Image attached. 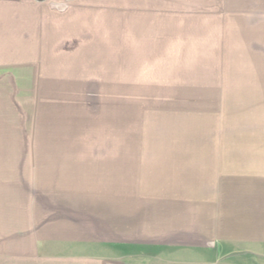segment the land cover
<instances>
[{
    "label": "crops",
    "instance_id": "obj_1",
    "mask_svg": "<svg viewBox=\"0 0 264 264\" xmlns=\"http://www.w3.org/2000/svg\"><path fill=\"white\" fill-rule=\"evenodd\" d=\"M263 51L264 0H0V74L23 71L28 79L52 65L58 82L60 65H82L69 80L88 82L94 64L100 82L109 59L122 66L126 60L128 69L116 71L121 80L131 72L133 81L211 82L204 97H231L237 96L229 93L236 88L231 77L244 73L234 67L261 65L250 61ZM221 113V107L146 109L138 137L86 140L95 148L84 155L82 179L75 175L78 192L113 195L115 205L84 206L98 211L85 212V223H113L119 244L159 245L214 243L223 231L246 232L259 219L262 226L264 196L235 212L238 193H264V174L262 181L251 163L259 160L237 154L221 136Z\"/></svg>",
    "mask_w": 264,
    "mask_h": 264
},
{
    "label": "rangeland",
    "instance_id": "obj_2",
    "mask_svg": "<svg viewBox=\"0 0 264 264\" xmlns=\"http://www.w3.org/2000/svg\"><path fill=\"white\" fill-rule=\"evenodd\" d=\"M263 52L255 53L256 58L250 61L259 60L261 65L234 67L244 73L235 72L231 77L230 84L237 88L229 92L237 95L231 97H204L210 93L211 82L133 81L131 72L121 80L123 75L116 71L128 69L126 60L122 66L109 59L100 82L94 77L98 68L94 64L90 66L93 79L88 82L79 77L69 80L82 65L70 66L72 70L60 65L58 82L52 65L27 75L28 79L23 78V71L1 73L0 264H117L122 258L139 264L188 260L264 264L263 217L262 226L260 219L256 223L252 219L249 231L244 227L236 228L237 232L223 231L214 243L119 244L113 239V223L87 225L84 213L98 211L82 209L89 204L114 207L115 197L79 193L82 185H75V175L80 177L76 181L82 179L84 155L90 151L86 140L138 137L146 109L177 106L221 107V136L235 144L237 154H251L253 160H259L251 163L256 169L253 173L261 172L263 181ZM225 76L230 79L229 74ZM249 80L257 83L246 87ZM171 85L179 91L165 90ZM169 93L172 96H166ZM263 196L238 193L236 203L241 209L235 212L244 213L243 208L253 207L255 201L260 204Z\"/></svg>",
    "mask_w": 264,
    "mask_h": 264
}]
</instances>
